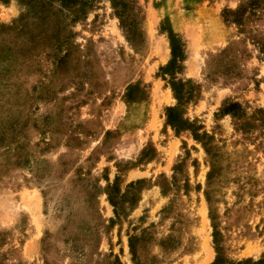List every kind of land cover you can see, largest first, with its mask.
<instances>
[{"label":"rangeland","instance_id":"374dc122","mask_svg":"<svg viewBox=\"0 0 264 264\" xmlns=\"http://www.w3.org/2000/svg\"><path fill=\"white\" fill-rule=\"evenodd\" d=\"M0 264H264V0H0Z\"/></svg>","mask_w":264,"mask_h":264},{"label":"trees","instance_id":"16d2710c","mask_svg":"<svg viewBox=\"0 0 264 264\" xmlns=\"http://www.w3.org/2000/svg\"><path fill=\"white\" fill-rule=\"evenodd\" d=\"M171 34V45H172V49H173V55L174 57L177 56L178 53V47H177V38L175 36V34L173 32H170ZM175 59H173V61L171 62V64L169 65V67L167 69H171L174 67L175 65ZM174 89L175 91L178 93L179 92V85L178 84H174ZM175 109L174 108H170L169 112H170V118H173V113H174Z\"/></svg>","mask_w":264,"mask_h":264}]
</instances>
